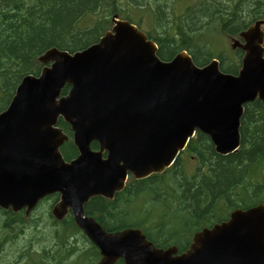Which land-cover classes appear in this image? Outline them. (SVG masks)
I'll return each instance as SVG.
<instances>
[{
	"label": "water",
	"instance_id": "1",
	"mask_svg": "<svg viewBox=\"0 0 264 264\" xmlns=\"http://www.w3.org/2000/svg\"><path fill=\"white\" fill-rule=\"evenodd\" d=\"M113 23L82 52L53 48L42 55L41 75L25 77L0 114V206L29 214L59 194L53 215L62 220L71 211L100 250L99 264H264V204L196 233L182 254L157 248L138 229L109 233L85 212L93 198L113 200L129 175L143 180L165 172L196 130L218 154L238 151L244 106L264 102V20L240 34L244 43L232 41L245 52L237 76L221 72L216 60L199 68L186 52L164 62L138 27L118 16ZM60 118L79 152L70 163L60 152L69 140Z\"/></svg>",
	"mask_w": 264,
	"mask_h": 264
},
{
	"label": "trees",
	"instance_id": "2",
	"mask_svg": "<svg viewBox=\"0 0 264 264\" xmlns=\"http://www.w3.org/2000/svg\"><path fill=\"white\" fill-rule=\"evenodd\" d=\"M152 1L0 0V113L9 106L25 76L41 73L43 65L38 58L42 54L51 48L70 53L86 49L111 29L116 14L145 30L157 43L161 60L171 61L186 50L199 67L215 54L208 35L215 39L235 36L264 18V0H202L183 13L176 9L179 0L174 1V9L168 0L151 5ZM149 9L153 10V21L146 29L143 14ZM218 58L223 72L238 73L241 53L223 51ZM67 92L68 87L63 93ZM59 126L71 135L63 120ZM240 134V151L226 157L215 152L206 136L199 135L190 144L201 163L195 175H186L178 160L164 174L141 181L131 179L113 201L92 199L85 207L86 214L94 216L108 232L139 228L158 248L176 245L182 252L184 242L195 232L220 222L217 208L240 202L247 207L264 203V103L245 106ZM92 148L98 149V144ZM61 151L67 161L77 156L72 141ZM13 217L12 225L22 221L21 215ZM59 225V241L67 232L74 236L80 232L72 218ZM40 236L44 242L50 241L44 240L48 236L43 232ZM90 252L94 258L98 256L93 245Z\"/></svg>",
	"mask_w": 264,
	"mask_h": 264
},
{
	"label": "rangeland",
	"instance_id": "3",
	"mask_svg": "<svg viewBox=\"0 0 264 264\" xmlns=\"http://www.w3.org/2000/svg\"><path fill=\"white\" fill-rule=\"evenodd\" d=\"M175 0H168V4L171 5V8L174 9L176 4H174ZM198 1H202V0H179L178 1V6H176L177 12L179 13L180 11H182V13L184 12V10L189 7L191 4H196ZM156 2V0H153L151 2V5H153ZM153 13L152 9H149V13H145L143 14V26L144 28L148 29L149 24L152 23V17L151 14ZM263 18H261L262 20ZM150 22V23H149ZM207 40H211L212 39V35H208L206 37ZM218 41L221 44H217L215 46V53H217L216 55H212V58L216 57L217 55H220L219 52L222 50H230L233 51L231 49V38L227 35H220L217 37ZM210 60V61H211ZM186 161L185 163V169L187 174L192 175L193 173V169L196 168V161L192 160L191 158H189L188 156H184ZM195 166V167H194ZM259 181H262V178L260 176V178H258ZM47 204V203H46ZM44 204L39 211L35 214V217L37 216H41V215H45L46 212L49 210V204ZM35 228L45 231L47 233V236L49 238V232L52 229L51 226L46 223V222H41L38 224V226L35 225ZM34 227H30L26 233H22L21 232V228H19L17 226V229H15L13 232H9L8 234V243L4 248V251L2 253V263L3 264H20L19 261V254L22 252V250L25 248V246L30 245L31 243H33V245L37 248L38 244L36 240L39 236H40V232L39 230L36 231ZM75 239L79 240L80 245L83 247V249L86 251L88 247H90V244L84 239V237H82L81 234L77 233L75 236ZM78 242V241H77ZM87 259V258H86ZM37 260V259H36ZM25 264H32V263H25ZM33 264H38L37 261H35Z\"/></svg>",
	"mask_w": 264,
	"mask_h": 264
},
{
	"label": "flooded vegetation",
	"instance_id": "4",
	"mask_svg": "<svg viewBox=\"0 0 264 264\" xmlns=\"http://www.w3.org/2000/svg\"><path fill=\"white\" fill-rule=\"evenodd\" d=\"M196 157L195 156H191V159L194 160ZM200 168V166L197 168V170ZM229 208H222L219 209L217 208L216 211L220 212L222 214H229L231 213L232 210H228ZM0 234H2L1 240H0V260H2V253L4 251L5 246L7 245V241H8V237H7V233H8V222H9V215L8 212H4L3 210H0ZM40 222L42 221L41 218L39 217ZM49 225L51 226V230L49 232V238H45V240L47 241L48 239H50V241L47 242H42L39 245V251H41V253L45 254V257L49 256V260H47L46 258L44 259L45 262L41 263V264H62V263H58L57 262V249L56 246H54L55 243V226L53 223H49ZM45 234H47L45 231H43ZM0 264H3L2 261H0Z\"/></svg>",
	"mask_w": 264,
	"mask_h": 264
},
{
	"label": "bare ground",
	"instance_id": "5",
	"mask_svg": "<svg viewBox=\"0 0 264 264\" xmlns=\"http://www.w3.org/2000/svg\"><path fill=\"white\" fill-rule=\"evenodd\" d=\"M255 12H256V11H255ZM253 14H254V13H253ZM262 14H263V13H262ZM255 15H256V14H255ZM255 15H254V16H255ZM263 196H264V195H263Z\"/></svg>",
	"mask_w": 264,
	"mask_h": 264
}]
</instances>
